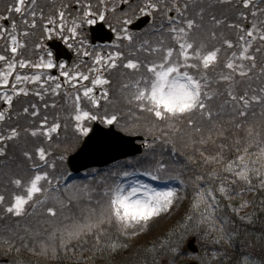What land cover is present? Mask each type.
I'll list each match as a JSON object with an SVG mask.
<instances>
[{
    "label": "trees",
    "instance_id": "obj_1",
    "mask_svg": "<svg viewBox=\"0 0 264 264\" xmlns=\"http://www.w3.org/2000/svg\"><path fill=\"white\" fill-rule=\"evenodd\" d=\"M42 3L50 5L44 1ZM172 3L173 0H166L168 7H171ZM175 3L181 7L183 15L175 12L174 17L177 20H194L198 27L192 30V40L198 43L202 40L209 47L211 44L206 37L211 36V31L217 25L216 21H220V15L223 16L222 25L237 18L238 23L242 22L237 9L239 1L175 0ZM11 4V0H0V17L8 14ZM185 4H187L186 9ZM240 6L242 7V4ZM261 7L262 4L247 8L248 18L259 25L264 23V11H261ZM253 11L257 15L253 16ZM212 16H215L213 21H211ZM41 23L38 19L35 28L30 27L26 30L29 33L26 36L28 49L36 43ZM162 24L163 30H161ZM167 27L163 13H154L151 26L138 35L135 44L125 46L123 49L127 58L151 59L147 53L138 51L140 43L145 40L153 46L157 45L161 38L171 44ZM262 28L264 29V25ZM146 33H149L148 37L144 35ZM232 37L233 46L239 45V38L235 34ZM222 44L224 48L220 52L222 56L220 66L215 68V72H210L213 81L211 87L218 89L220 93L225 92L227 85L224 82L217 84L215 81L218 79V73L225 69L223 63L231 53V49ZM257 44L261 45L262 50L254 51L256 68L249 73L251 79L236 77L239 81L236 85L237 92L242 94L247 90L249 96L264 95L260 92V89L264 88V73L261 72L264 68V42L259 41ZM134 79L136 76L131 70L118 67L111 78L116 87L112 89L111 94L109 93L114 109L111 111L107 109L106 102L102 100L98 111L101 115L105 110L109 114L116 113L120 117L116 127L123 132L145 136L148 141L144 152L104 168L90 169L85 176H79L67 183L62 182L63 177L70 171L66 157L80 147L83 137L75 132L72 107H69L65 114L62 108L56 105L57 101L64 104L65 99L51 97L54 102L52 104L46 99L45 94L42 95L43 98L31 94L26 97V101H17L13 112L5 113V120L0 121V135L8 136L11 129L15 128L19 136L12 140L0 141V148H4L5 152L4 155H0V195L6 197L5 205H0V264H188L190 262L245 264L249 258V264H264V186L261 185V180L255 172L250 174L251 185H249L224 171L227 163L235 160L247 143L255 144L249 150L251 156L247 158L257 159L261 146V143L257 142H264V105L253 102L248 115L239 117L230 104L224 103L228 97L217 95L210 104L213 111L211 120L202 119L199 115L192 117L196 127L201 128L200 132H196L186 123L177 124L178 132L168 129L163 124L150 130L151 117L129 105L125 99L127 93L121 90L123 84ZM32 105L36 106L35 109ZM25 108H28L27 113L24 112ZM86 108L95 110L92 109L91 104H85L83 109ZM1 109L6 110L4 105L0 106V111ZM34 110L38 115H32ZM137 117L140 119L137 120ZM45 118L47 119L45 127L57 122L61 125L58 132L52 134L51 140L43 135L33 137L30 134L32 130L40 128ZM238 124L241 127H237ZM249 128L253 129L251 138L247 135ZM209 135L211 140L200 143L201 139L207 140ZM238 140L239 145L236 143ZM39 147L47 150L49 164L55 162L54 169L39 161L36 153ZM237 147L241 152L236 151ZM25 152L32 156V160L24 156ZM217 153L223 155L222 163L204 162L205 157L215 156ZM61 156L64 157L63 161L60 160ZM160 161L167 166V171L161 174V179L169 180L168 177L172 176L191 184L188 197L192 203L186 219L173 226L161 244L149 245L144 239L125 235L115 223L103 225L100 233L91 232L78 240L67 239L65 229L73 222L81 224L94 222L93 210L99 211L97 201H104L101 194L106 187L119 182L122 173L125 171L155 173L157 163ZM262 163L264 161H258L250 167L259 169ZM33 164H40L44 171L49 172L50 177L53 178V190L47 194L48 199L44 204L35 208L29 207L27 214L20 217L6 214L3 208L7 206L11 195L17 191L10 181L33 175L31 170ZM210 173H217L219 179H209ZM201 176L204 179L198 180L197 178ZM222 182L228 190L227 195H222L218 191ZM209 188L216 195L214 227H210L208 223H201L200 212L194 211L193 207L197 192ZM48 207L55 209L57 213L55 217L48 213ZM200 211H203V206ZM189 216L192 217L191 221L188 220ZM61 233L64 234L65 246L61 243ZM97 234H99V242L96 239ZM192 237L197 238L198 254L186 249V244ZM113 245L116 247L113 248ZM174 247L180 249L181 254L178 258L171 251Z\"/></svg>",
    "mask_w": 264,
    "mask_h": 264
},
{
    "label": "snow or ice",
    "instance_id": "obj_2",
    "mask_svg": "<svg viewBox=\"0 0 264 264\" xmlns=\"http://www.w3.org/2000/svg\"><path fill=\"white\" fill-rule=\"evenodd\" d=\"M110 0H98L97 4H93L91 0H74V4H65L56 11L55 16H50L47 23L44 25L45 39L59 38L67 45L68 48H76L77 55L91 58L92 64L87 72L79 70V65L75 69L69 70L64 63L57 64L53 59V53L46 51L47 59L44 56L39 58L38 62L20 59L15 57L19 54V50L26 47V44L20 42L18 36L15 34V23L12 25V33H8L6 29H0V39H3L5 34L9 36L10 53L12 59L9 60L7 56L0 55V62H5L0 70V88H7L10 78L14 75V81L7 91L0 93V100L8 105V109L13 104L14 97L20 95H29V89L26 87L29 84L39 86L40 90L35 91L34 94L43 98L42 93L51 91L54 95H60V90L64 85H68L73 89V92L65 90V95L71 97V107L74 111L72 119L75 121V132L82 136H89L92 131L85 127V121L100 120L102 123L112 126L118 124L120 117L116 113L109 114L107 110L101 115L99 114L101 100L106 103H111L109 100V91L107 86L110 81L105 77V73L123 67L126 70H131L135 74L136 79L129 83L122 85V92H126L125 99L129 105L135 107L140 113H146L151 117L152 123L150 130L155 129L157 125H166L170 130L179 131L177 124L186 123L189 127L194 128L196 132H200L201 128L196 127L193 116L199 115L202 119L207 118L211 120L213 111L210 107L211 101L217 95H226L227 100L225 104H230L234 112L239 117H246L248 110L253 102H259L264 105V95H251L244 90L239 93L236 90V85L239 83L236 77L251 79L249 73L256 68V58L250 54L253 41L257 39L264 42V30L253 23L251 29L239 36V50L233 51L228 59L223 63V68L229 70L226 73L221 71L218 73V79L215 83L224 82L227 87L224 93H220L218 89H213V83L210 72L220 66L221 48L209 46L203 42H197L191 39L192 30L198 25L192 19L177 20L176 17L168 15L173 9L179 15L183 12L177 7L175 0L171 7H168L166 0H142V3L135 9L131 8L130 0H119V4L113 0L112 6L109 7ZM243 7L249 8L253 6V0H242ZM129 5L131 15L129 12H124L122 5ZM36 6L37 0H16V3L9 7V12L17 14H28L32 17L31 27H36ZM70 7L77 9V14L72 16L67 10ZM121 11L117 26H113L107 19L109 13L115 15ZM187 8V4L184 5ZM139 12V16L136 13ZM156 12H162L163 17L167 22V34L170 37L171 44L161 38L157 45L153 46L149 41H142L139 45L138 51L147 53L151 59L139 60L138 58H125L124 53L120 50L121 44L116 43L114 47L117 49L114 52L101 53L88 50L86 38L82 37L81 32L84 27L95 25L98 22L107 23L108 26L116 33V40L118 42L126 41L129 46L135 44L136 34L130 31V28L141 17L152 16ZM253 16L257 15L255 11ZM44 19L43 13L40 15ZM7 19V17H4ZM27 23V21H25ZM220 24L221 21H216ZM232 27V25H229ZM164 25H161L163 30ZM26 37L29 35L27 31L23 33ZM211 37L215 39L216 34L212 33ZM251 38V39H248ZM71 41V42H70ZM224 44L228 49H232L233 43L230 40H224ZM41 48V44L36 45ZM256 52H260L258 47ZM132 54L130 53L129 56ZM126 59V62L120 63ZM250 62L246 65L244 62ZM58 68L60 70L59 77L49 75L45 70ZM18 69H33L32 74H22ZM264 73V68L261 69ZM60 77L63 78V83L60 82ZM51 82L54 87L46 88ZM89 82L91 86L85 84ZM18 85H23L18 87ZM102 86V91L99 98L96 95V89ZM264 94V88L260 89ZM85 99L90 104L92 109L97 110L95 113L90 110H84L81 107V100ZM55 107V105H52ZM35 109V105H32ZM7 111V110H5ZM5 111H0V121L5 120ZM28 112V108L24 109ZM33 116L38 115L37 111L32 112ZM137 120L140 117L136 118ZM47 125V119L42 122L40 128L31 131L33 137L43 135L52 139V134L57 133L60 129V123H54L50 127ZM241 127V125H237ZM249 138L253 136V129L249 128L247 131ZM258 135V134H257ZM19 136V132L13 128L10 135H0V141L12 140ZM211 140V135L205 139H201L200 143H206ZM237 145L240 144L238 140ZM261 143L256 160L248 159L251 156L250 148L255 144L247 143L243 147V151L239 147L237 152H241L235 160L229 161L224 168L225 172L231 173L239 180H243L251 185L250 174L255 172L257 177L261 180V185L264 186V163L261 168L255 169L250 165L258 161H264V142ZM151 147V146H149ZM223 147V146H221ZM175 150V149H173ZM39 161L43 165L55 168V162L49 164V153L44 147H39L36 150ZM4 148H0V155H4ZM203 155V154H202ZM24 156L28 160H32V156L25 152ZM61 156L60 160L63 161ZM224 157L221 153L215 156L205 157L204 162L222 163ZM33 175L24 178H14L10 183L17 190L11 195V199L7 201V206L3 208L6 214H11L16 217L27 214L29 207L35 208L37 205H42L48 199V193L53 188V178L50 177L49 172L44 171L40 164L32 165ZM167 171V166L162 161L157 163L155 173L152 171H144L141 175L148 176L152 180L161 179V174ZM136 173L124 172L122 177L124 179L134 176ZM169 180L177 179L169 176ZM198 180H203L204 177H198ZM209 179H219L217 173H210ZM235 181H233L234 183ZM59 181L57 180V184ZM181 183H183L181 181ZM219 193L227 195V188L223 182L218 188ZM104 201H97L99 211L93 210L95 220L86 224L73 222L72 225L67 226L65 231L67 239H80L82 236L91 232L100 233L105 224H117L125 235H136L138 231H143L153 218L159 217L162 213H167L171 210L174 204L179 200L178 192L173 187H153L144 183L139 179L124 182L123 180L110 185L105 188L101 194ZM43 197L44 199H41ZM6 197L0 195V205H5ZM216 205V195L211 188L204 190L200 189L197 192L196 200L194 202V211H199L201 215V223H208L210 227L215 226L213 219ZM203 206V211H200ZM48 213L53 217L56 216V211L53 207H48ZM189 216L188 220L191 221ZM97 242H99V234H97ZM61 243L64 245V234L61 233ZM116 246L113 245V248ZM176 258L179 257L180 249L174 247L171 249ZM249 260L245 264H249Z\"/></svg>",
    "mask_w": 264,
    "mask_h": 264
},
{
    "label": "rangeland",
    "instance_id": "obj_3",
    "mask_svg": "<svg viewBox=\"0 0 264 264\" xmlns=\"http://www.w3.org/2000/svg\"><path fill=\"white\" fill-rule=\"evenodd\" d=\"M11 1H12V4L10 5V7L16 3V0H11ZM39 1L40 2H37V6L35 9V11L37 13L35 19H36V23L38 22V19L41 20L42 23L39 26V28L41 30H40V32L37 33L36 43L33 46H31L30 49L27 48L28 42H26V37L23 35V33L26 30H29V28L31 27L32 17L28 14H23V15L17 14L14 11L8 12V14L6 16L0 17V18H2V19H0V29H6L8 33H12V25H13V23H15V26H16L15 34L18 36V39L20 40V42L26 44V47H24L25 49H20L19 54L15 57V59L17 61L20 59H25V60H30L32 62H38L39 58L41 56H44L45 60H46L47 59L46 51H50V49L47 47L48 46L47 42L49 40H52V39H45L44 25L47 23L48 17L55 16L56 11L58 9H60L63 5L74 4V0H39ZM42 1L46 2L47 4L50 3V5H45L42 3ZM227 1H229V2L239 1L240 4L237 5V9L239 11V17L241 16L240 19L242 20V22L238 23L237 22L238 18H237V19L230 21L229 23L222 25L223 24V16L220 15L221 23L217 24L214 27V29L211 31V34L212 33L216 34L215 39H213L211 36L206 37L207 41L211 44V46L209 48L219 47L222 50L224 48V45L222 44V43H224V40H230L232 43H234V41L232 39L233 38L232 35L235 34L239 38V36L243 35L245 32H247L249 29H251L253 23H255L259 28L264 30L262 28L264 23L263 24L261 23L259 25L258 23L254 22L248 18V15H247L248 9L243 7L242 0H227ZM91 2L95 5V4H97L98 0H91ZM112 2H113V0H110L109 7L112 6ZM115 2L117 4H119V0H115ZM141 3L133 4V5H131V8L135 9ZM241 4H242V7L240 6ZM259 4H262L261 11H264V0H253V7H255L256 5H259ZM177 7H179L181 9L180 6L177 5ZM41 12L43 13L44 19L40 18ZM69 12L72 14V16H75L77 14V9L75 7H70L67 10L66 15H68ZM124 12H129V14L131 15L130 8H129V10L124 11ZM173 12H176V11L173 10ZM136 15L139 16V12H137ZM120 16H121V14L119 13V8H118L117 13L115 15L109 13L107 16V19L115 27L118 24V21H119L118 17H120ZM153 16H154V14H153ZM4 17H7V20H9L8 24H5ZM214 19H215V16H212L211 21H213ZM25 21H27V23H25ZM229 25H232V27H229ZM84 28H89V26L86 25ZM32 32L33 31H30V33H32ZM81 35H82V37L86 38V43L89 46L88 47L89 51H92L93 49H95L96 52H101V53L114 52L117 50L114 47V44L120 43L121 44L120 50L124 53L125 58H127V54L123 51L124 45H122V42H118L117 40H115L112 45L105 46L103 48L94 47V45L91 44V42L87 36V32L84 29L82 30ZM53 39H59V38H53ZM248 39H251V38H248ZM61 41H63V40H61ZM259 41L260 40H258V39L256 41H253V45H252V48L250 50V54L254 55L255 49L258 47L262 50L261 45L257 44V42H259ZM199 42H202V40H200ZM260 42H262V41H260ZM238 43L240 45L239 39H238ZM37 44H41L42 47L37 48L36 47ZM239 45L238 44L234 45V47L231 49L230 52L231 53L233 51L238 52ZM9 48H10L9 36L7 34H5L4 38L0 39V55H5L8 57L9 60H11L12 54L10 53ZM231 53L229 54V56L231 55ZM229 56H227V59ZM219 57H220V62H221L222 56L220 54H219ZM123 62H126V59L120 63H123ZM247 62L248 61H245L244 63L246 65H248ZM4 63L5 62H0V70H2V66ZM84 63L85 64H83V62L81 63L80 68H81V71L87 72L88 68L92 64L91 58L84 59ZM72 69H75V65L69 68V70H72ZM51 70H45V71L49 75L53 76V74L51 73ZM214 70L215 69H213L212 71L215 72ZM18 71L21 72L22 74H32V72L34 70L33 69H23V70L18 69ZM222 71L226 73L229 70L224 69ZM114 73H116V69L105 73V77L110 81V84L107 86H103V87H107L110 94H111L112 89L114 87H116V84H113V81L111 80ZM13 81H14V75H13V77L10 78V82H9V85L7 88H0V93H2L3 91L9 90L11 87V83ZM84 83L88 84V86H91L89 82H84ZM20 86H23V85H18V87H20ZM26 87L29 89V95L34 94L35 91L40 90L39 86H37V85L29 84ZM45 87L50 88V87H54V85H52L50 82L48 85H45ZM65 90H67L69 92L74 91L73 89L69 88L68 85H66L63 89L60 90V95H54V94H52L51 91L43 92L42 95L45 94L46 99L51 101L52 104H54V102H53L51 97H54L57 99L64 98L66 101L64 104H60L57 101L56 105L58 106V108H62V112L65 113V111L68 110L69 107H71V102H72L71 97L65 95ZM101 91H102V86H98L96 89V95L98 98H99ZM20 96H22L23 98H26L28 95L27 96L20 95ZM20 96L14 97L13 102H16ZM109 100L112 101L110 98H109ZM2 103H3V100H0V106L2 105ZM85 104H90V103L87 100L82 99L81 100V107L83 108ZM105 104H106V108L110 109V111L114 109L111 103H105ZM6 106H7V109H6L7 111H5V113L13 112L15 110L14 103L12 104L10 109H8L7 104H6ZM84 110H89V109L86 108ZM1 111H2V109H1ZM90 111H93L95 113V110H90ZM96 121H99V123H102L100 120H96ZM94 122L95 121H90V120L85 121L84 126L92 129V125ZM74 123H75V121H74ZM102 124H104V123H102ZM104 125H106V124H104ZM106 126H108V125H106ZM74 127H75V124H74ZM82 137H84V136H82ZM66 159H68V157H66ZM125 172L136 173V175L130 176L126 179L121 177L120 181L123 180L124 182L127 183V182H130L131 180L139 179V180L143 181L144 183L149 184L153 187L159 188V187L167 186V187H173V188L177 189L179 200L174 204V206L171 208V210L167 213H162L159 217L153 218V220L149 222V224L147 225V227L143 231H138V234L131 235L135 238L144 239L145 241H147L149 243V245H159L166 239V237L168 235V231H170L173 228V226H175L176 224L183 222L186 219V217L188 216L189 210L192 208V203L188 197V190H189V187L191 184L189 182H187L186 180L179 179V178L174 179V180H167V179L166 180H164V179L152 180L148 176L141 175V173H143L142 171H137V172L125 171ZM71 174H72V172L69 171L63 177L62 182ZM181 181L183 183H181ZM196 244H197V242H196Z\"/></svg>",
    "mask_w": 264,
    "mask_h": 264
},
{
    "label": "water",
    "instance_id": "obj_4",
    "mask_svg": "<svg viewBox=\"0 0 264 264\" xmlns=\"http://www.w3.org/2000/svg\"><path fill=\"white\" fill-rule=\"evenodd\" d=\"M150 17H143L136 21L131 27L132 29H141L147 25ZM92 41L96 42H112L114 33L108 29L103 23L91 27ZM48 45L56 50L57 56L67 57L70 54L68 48L62 41H49ZM140 135L131 136L122 133L115 128V125L104 127L100 123H95L93 130L83 142L81 148L69 158V165L73 172H80L89 167L106 166L120 159L126 158L140 153L142 146L137 144V140H143ZM195 238L189 241V247L197 251L194 245Z\"/></svg>",
    "mask_w": 264,
    "mask_h": 264
},
{
    "label": "flooded vegetation",
    "instance_id": "obj_5",
    "mask_svg": "<svg viewBox=\"0 0 264 264\" xmlns=\"http://www.w3.org/2000/svg\"><path fill=\"white\" fill-rule=\"evenodd\" d=\"M136 3L137 4V2L135 1V2H133L132 0H130V3ZM123 6V5H122ZM121 6V7H122ZM126 7V5H124V7L123 8H125ZM97 25V24H96ZM89 30L90 29V27L89 28H84V30L86 31V30ZM88 34H90V32L88 33ZM107 44H105V45H101L100 44V47L101 48H103L104 46H106ZM70 51L72 52V56L70 57V56H68V57H70V58H61L60 59V57H61V55H59L58 56V58H57V56H56V54H55V52L54 51H51L52 53H53V59H54V61L57 63V64H59V63H64L65 65H67V68L69 69L70 67H72V66H74L75 65V67H76V65H81V63L83 62V64H85L84 63V59H88V57H82V56H78L77 55V51H76V49L75 48H71L70 49ZM68 60H71V61H68ZM79 70L81 71V68L79 67ZM51 73L53 74V76H57V77H59V74H60V70L58 69V68H54V69H52L51 70ZM60 82L61 83H63V78L62 77H60ZM66 85H64V87H65Z\"/></svg>",
    "mask_w": 264,
    "mask_h": 264
}]
</instances>
